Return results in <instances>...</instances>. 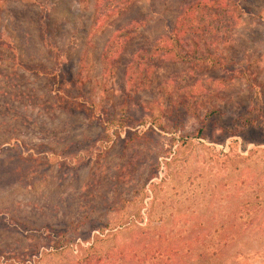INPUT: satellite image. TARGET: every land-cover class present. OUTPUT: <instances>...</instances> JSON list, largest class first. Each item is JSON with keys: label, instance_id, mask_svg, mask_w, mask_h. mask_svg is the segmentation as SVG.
<instances>
[{"label": "rangeland", "instance_id": "1", "mask_svg": "<svg viewBox=\"0 0 264 264\" xmlns=\"http://www.w3.org/2000/svg\"><path fill=\"white\" fill-rule=\"evenodd\" d=\"M193 1L103 23L95 0H0V264H86L91 245L88 264H207L190 252L221 234L213 263L264 264V0H230L219 68L166 63L127 93Z\"/></svg>", "mask_w": 264, "mask_h": 264}, {"label": "trees", "instance_id": "2", "mask_svg": "<svg viewBox=\"0 0 264 264\" xmlns=\"http://www.w3.org/2000/svg\"><path fill=\"white\" fill-rule=\"evenodd\" d=\"M81 1L87 3V0ZM134 1L95 0L94 9L97 18L104 23L119 16ZM241 20L240 7L230 0H194L183 6L170 31L133 56L125 74L128 96L148 89L156 68L166 63L188 64L198 70L219 68L223 65L221 52L230 45ZM128 39L126 36L125 40ZM108 72L113 74L110 68ZM234 241L235 237L221 234L204 252H190V256L203 263L221 264L213 261L220 262ZM92 250L93 245L80 248V252L86 253L82 262L89 263Z\"/></svg>", "mask_w": 264, "mask_h": 264}]
</instances>
